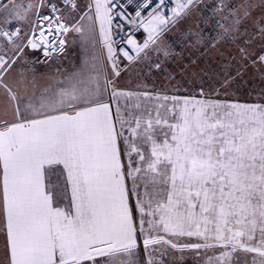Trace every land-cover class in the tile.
<instances>
[{
  "label": "snow or ice",
  "instance_id": "1",
  "mask_svg": "<svg viewBox=\"0 0 264 264\" xmlns=\"http://www.w3.org/2000/svg\"><path fill=\"white\" fill-rule=\"evenodd\" d=\"M63 2L78 8L75 0ZM221 2L217 11L228 10L215 22L221 31L205 40L203 28L194 24L185 40L205 48L226 41L235 45L241 67L264 69V0ZM110 3L94 0V17L88 12L80 17L92 22L85 29L57 15L56 3L47 4L51 15H41L44 0L0 2V42L12 53L0 54V89L7 96L0 110L13 115L0 119V214L8 264H141L138 231L144 252L156 245L161 256L164 246L197 253L218 249L209 264H239V257L233 260L238 252L255 254L253 264H264V105L164 96L171 107L141 109L137 103L121 109V98L149 93L116 86L121 73ZM152 3L136 5L130 22L139 18L147 38L143 44L128 39L136 53L122 50L128 61L146 55L152 45L167 56L164 33L191 18L198 0H176L171 16L162 10L165 0H158L148 18L142 17ZM27 15L35 16L30 32L15 23ZM229 18L225 26L221 21ZM97 21L111 74L95 57L85 58L64 79L38 91L34 72L30 77V69L14 67L29 47H43L46 57L63 52L70 31L80 34L83 45L94 44ZM257 39L258 51L251 47ZM58 169L62 188L49 179ZM65 198L69 204L58 206ZM178 237L197 242L179 243L173 239ZM147 264H154L151 253Z\"/></svg>",
  "mask_w": 264,
  "mask_h": 264
},
{
  "label": "crops",
  "instance_id": "2",
  "mask_svg": "<svg viewBox=\"0 0 264 264\" xmlns=\"http://www.w3.org/2000/svg\"><path fill=\"white\" fill-rule=\"evenodd\" d=\"M92 4L93 7L91 10L88 9V5ZM84 12H88L89 15H95L94 1L89 0H78V10L75 12H66L65 19L71 23L79 22L81 25L87 29L92 22L85 18L81 20L80 17L84 14ZM178 26L171 27L168 31L164 33L163 39L165 41L164 47L169 48L174 43V38L171 37ZM94 44H89L87 46L83 45L81 36L79 33L71 31L67 38L66 43V51L61 56L58 61H50L45 63L42 66L35 65L34 62L36 58H38L39 53L36 57H33L31 62L23 65L22 68L29 71V76L33 74V69H39L37 72H34L35 77L38 82V91L42 88L47 87L49 84H52L57 79H64L65 75L71 73L76 66H78L85 58L89 59L90 62H93V57H95V61L102 63V65L106 68L109 74L112 73L111 63L107 59V49L103 45L100 37V25L99 22H95L94 25ZM115 31L113 26L111 25V37L112 40L114 38ZM72 37V38H71ZM71 39L72 42H71ZM138 44H143L142 39L139 36L133 37ZM113 48L115 46L113 44ZM32 50V49H31ZM116 50V49H115ZM36 51V50H32ZM123 51H128L130 55L136 57V53L132 50L131 45L127 48L123 49ZM38 52V51H36ZM125 58V57H124ZM126 59V58H125ZM127 60V59H126ZM129 63L127 69L121 71L120 76L115 77V83L119 90L125 92H131L135 94H141L144 92L149 93V97L145 98L142 95H134L129 100L125 101L123 98L120 100L121 109L124 108L125 104L131 109L132 106L139 103L141 105V109L150 108L155 109L157 104H164L165 107H171L172 101H164L162 98L164 96L168 97H179L183 98H194L197 100H211V101H219L213 100L212 98H208L206 96L196 97L195 95H185V94H175L173 93V87H178L180 85L189 86L190 83L184 79V81H180L178 78L173 76V71L176 68L168 67L165 71L164 67V52L157 51L156 45L150 46L149 49L146 50L145 53H141L140 56L133 61H128ZM159 63L160 68H156L155 65ZM173 66V64H172ZM120 69V68H119ZM170 72H172L170 74ZM166 73V74H165ZM167 88V89H165ZM159 96L161 99L157 100L156 97ZM7 102L6 93L3 89H0V109ZM113 112L117 107L116 103L111 104ZM161 112H164V109H161ZM0 119H13V115L11 111H9L6 115L0 110ZM49 179L51 181V185L56 186V188H62L64 182V176L61 175L59 169L50 174ZM69 204V199L65 198L59 201L58 206L66 207ZM56 206V205H54ZM5 221L3 215L0 214V264H8L9 258V250L7 247V239H6V228L4 227ZM179 243H188V242H197L195 237H178L173 238ZM141 240V239H140ZM160 245L152 246L149 249V252H144L143 244H141L139 249L138 259L143 264V259H145L146 264L149 258V253H151L152 258L154 260V264H209V257L213 259L215 256L219 255L218 249H200L199 253L195 250L185 249L183 251L171 249L168 246H164L166 249V254L160 255ZM238 257V256H237ZM235 257V260L236 258ZM235 262V261H234ZM243 260L239 258V264L242 263Z\"/></svg>",
  "mask_w": 264,
  "mask_h": 264
},
{
  "label": "rangeland",
  "instance_id": "3",
  "mask_svg": "<svg viewBox=\"0 0 264 264\" xmlns=\"http://www.w3.org/2000/svg\"><path fill=\"white\" fill-rule=\"evenodd\" d=\"M51 1L53 0H44L45 7L39 9L41 15L46 13L47 4ZM3 2H7V0ZM19 2L20 0H13V3ZM27 2H29V0H25V3ZM30 2L36 4L38 0H30ZM239 2L240 0H223V4L234 5ZM220 7H222L221 0H201L194 6L191 18L177 25L178 29L171 36L174 38V43L171 47L167 48L169 54L167 56L164 55V67L165 71L168 67L176 68L172 75L182 82L184 79L187 80L190 85L173 87L172 92L181 95H195L196 97L204 95L213 100H219L225 103L264 105V69H260L259 66L253 67L250 63L246 68L241 67V63L238 62L240 58L236 53L235 45L221 40L217 43L215 48H205L203 44L193 47L190 40H185L183 34L188 30L189 26L194 24H200L203 28L202 35L205 40H207L209 36H215L217 32L221 31L215 22L221 20L222 15H227L228 10L225 9L221 13L217 11ZM36 11L37 9L33 8V13ZM258 14V12L255 13L257 16ZM230 19L231 18H229L228 21L221 22L227 26V24L230 23ZM33 20H35L34 15H27L24 20L15 23L22 25L25 30L30 32V21ZM204 20H207V23H201ZM3 26L6 28L9 27V25ZM249 31H253L251 28V21H249ZM72 40L73 39H71V42ZM5 44L6 42H0V54L8 52L9 55H12L9 48L4 46ZM259 44L260 41L257 39L256 43L251 47L258 51ZM37 55L38 52H32L30 47L26 48L20 59H18L17 65L14 67L21 68L23 65L31 62L33 57ZM233 56L236 57L235 60L232 58ZM38 70L39 69H33L34 72ZM238 70L241 73L239 76L236 75ZM171 73L172 72H170V74ZM225 80H230V82L225 85ZM137 227H139L138 221ZM137 235L138 243L141 246V244H143V237L140 235L139 231ZM254 255L255 254L238 252L234 254L233 260L235 261V257L238 256L243 260V264H253ZM256 259L258 261L259 257ZM143 264H146L145 259H143Z\"/></svg>",
  "mask_w": 264,
  "mask_h": 264
},
{
  "label": "built area",
  "instance_id": "4",
  "mask_svg": "<svg viewBox=\"0 0 264 264\" xmlns=\"http://www.w3.org/2000/svg\"><path fill=\"white\" fill-rule=\"evenodd\" d=\"M3 1L4 0H0V2ZM200 1L201 0H198V2ZM51 2L56 3L58 5L60 11L57 13V15L63 14L64 19L66 12H75L78 10V8L74 10L66 6L63 0H53ZM75 2L78 5V0H75ZM157 2L158 0H153V3L149 6V8L141 10V16L147 19L149 11H151V8ZM142 3H144V0H132L131 3H129V0H111V3L109 5L112 8V26L115 31V35L112 41L116 49V59L118 62V67L121 71L127 69L129 65L127 60L122 55V50L129 46L127 42L128 39L139 36L144 42V40L147 38V33L144 31V28L141 27L139 24V18H137V22L135 24L130 22V20L135 17V12L138 10L136 8V5ZM175 3L176 0H165V5L162 6V10L164 11L165 15L171 16V10L173 7H175ZM120 13H123V16H121ZM44 15H51L50 8L47 7L46 13ZM12 30L15 29L13 28ZM70 32L64 36L65 46L63 52H53L50 57H46L44 55L43 47H39L37 49L30 48L32 50L38 51L39 53V56L38 58H36L34 64L42 66L50 61H58L66 51L67 37ZM37 43H39V41H37Z\"/></svg>",
  "mask_w": 264,
  "mask_h": 264
}]
</instances>
